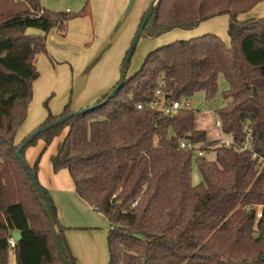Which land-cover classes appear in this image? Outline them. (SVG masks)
I'll use <instances>...</instances> for the list:
<instances>
[{"label": "trees", "instance_id": "trees-1", "mask_svg": "<svg viewBox=\"0 0 264 264\" xmlns=\"http://www.w3.org/2000/svg\"><path fill=\"white\" fill-rule=\"evenodd\" d=\"M262 2L158 0L142 37L193 30L228 15L230 46L205 34L157 48L108 103L98 106L107 94L92 111L27 146L42 140L46 149L67 130L50 158L52 171L66 169L76 195L108 220V264H264V161L252 157L264 160V18L260 23L238 19ZM89 15V0L74 16L47 11L38 0H0V264H8V239L15 231L21 235L13 249L16 264H63L44 203L16 157L21 144L14 139L27 117L39 76L36 57L46 54V35L56 29L64 36L70 20ZM28 29L44 36L29 35ZM219 75L228 89L224 106L214 114L223 136L248 145L242 153L206 141L190 111L170 119L148 107L157 89L179 102L199 92L210 101ZM138 104L144 109L137 110ZM71 113H49L39 127ZM182 141L201 146L181 149ZM42 153L29 167L36 180ZM193 162L201 175L196 186ZM42 190L64 259L77 264L51 198Z\"/></svg>", "mask_w": 264, "mask_h": 264}, {"label": "rangeland", "instance_id": "rangeland-1", "mask_svg": "<svg viewBox=\"0 0 264 264\" xmlns=\"http://www.w3.org/2000/svg\"><path fill=\"white\" fill-rule=\"evenodd\" d=\"M152 1L118 0L117 2L111 0L110 6L103 12L104 9L99 4L100 0H89V21L85 22L78 18L70 20L64 36H61L56 29L51 30L50 36L54 35L55 39L48 40L46 38V54H40L36 57L35 66L39 76L32 84V97L28 105L24 127H28L40 117L46 119L49 113L53 116H59L65 109L69 111L77 109L72 111L77 112L81 109L94 107L97 101H91L93 99L91 95L94 89L100 85V82L110 75V70L115 68L116 62H118L117 81L119 80L123 59L133 40L131 36L134 33V27L136 31L137 24L141 20L139 19L140 16L145 15ZM120 2L122 8L124 7L123 10L117 9ZM39 3L47 11L68 13L74 16L84 7L85 0H39ZM252 18L256 19L254 20L256 23L262 21L259 19L264 18V3L257 6L255 10L238 16L241 21ZM229 20L228 15H223L204 21L193 30L175 29L155 38L141 37L130 58L125 72L126 78L140 69L144 58L150 52L178 40H189L205 34H212L219 37L229 47L230 39L227 34ZM84 28H87L86 35H84ZM26 33L39 36L40 32L35 29H28ZM189 35L192 37L188 38ZM125 45L128 47L125 48L121 56V49ZM98 58H100L98 63L90 71H87L88 65L91 62L95 63L94 60ZM227 89L228 84L224 76L219 75L217 93L212 100L206 101L203 92H199L188 99L196 129H199L198 127L207 129L211 136L219 139L221 136L214 112L224 106L222 94ZM205 134L206 141H208L210 138L207 137L206 132ZM199 145L201 146V144ZM204 154L208 159H213L212 154ZM191 182L195 186L201 182V175L195 162L192 163ZM101 221L102 224L97 227H100L98 233H102V236L101 234L98 235L102 241H98V249L93 260L96 264H108L106 234L110 229V224L105 218H101ZM98 240H100L99 237ZM9 264H15L11 257Z\"/></svg>", "mask_w": 264, "mask_h": 264}, {"label": "crops", "instance_id": "crops-1", "mask_svg": "<svg viewBox=\"0 0 264 264\" xmlns=\"http://www.w3.org/2000/svg\"><path fill=\"white\" fill-rule=\"evenodd\" d=\"M115 1L118 2V0H115ZM110 3H111V0H100L99 4L101 5L102 9H104L103 12H105L106 9L110 6ZM263 3L264 2L258 4L257 6H260ZM119 8L121 10H123L124 8V7L122 8L121 2L118 3L117 9ZM89 17L90 15L80 17L78 19L86 22V21H89ZM141 17L142 16H140L139 19H141ZM137 25H139V23ZM84 30H85L84 35H86L87 28H84ZM133 31L134 33L132 32L133 34L131 36L132 39L137 31V30L135 31V27ZM43 35H44L43 33L41 32L39 33V36H43ZM187 37L190 38L192 36L189 35ZM187 37H184V39H187ZM46 38L48 40L55 39L54 35L50 36V33L46 35ZM127 47L128 46L125 45L121 49V56L123 55V51H125V48ZM99 59L100 58L94 60L95 63L91 62L88 65L87 71H90L98 63ZM117 63L118 62H116L115 68L110 70V75L107 78H105L102 82H100V85L96 89H94V92L91 95V98H93L91 101H98L99 99L109 94L114 89V87L116 86L118 82L117 81L118 79ZM161 105H162V100H159V106ZM76 110L77 109L72 110V111H76ZM181 114L182 113L179 112L174 117H177ZM207 114L209 113L207 112ZM44 121H45V118L40 117L39 119H36L28 127H24L25 123H23L15 134V139H14L15 144L16 145L21 144V142L26 137H28V135H30L34 131V129H37L40 125H42ZM194 127L196 129V126ZM198 128L199 129H196V130H202L207 133V137L210 138L208 141H218L219 140L218 137L211 136L210 133L207 131V129H203L201 127H198ZM219 132H220V129H219ZM66 133H67V130H65L59 137L55 138L52 141V143L46 147V149H45L44 141L42 140L37 141V143L34 146H31L25 149L23 156H24V160L27 166L32 168L37 158L43 151L42 156L39 160V164H38L37 182L42 188H44L47 191V193L49 194L51 198V201L56 210L59 224L63 228H65V233H64L65 239L67 241L71 254L76 260V263L77 264H96V262H94L93 260V256L97 252L98 241L99 242L102 241L101 237L98 235V234H101L102 236V233H98V229L100 227H97V226L102 224L101 218L103 219L105 217L95 212L91 207H89L85 202H83L76 195L73 181L66 169H62L57 173H53L52 167L50 164L51 156H54L57 153L58 148L60 144L62 143ZM221 135L222 134L220 132V136ZM98 237L100 238V240H98ZM10 257L16 264V257H15L13 249L11 248L9 249L8 264L10 263Z\"/></svg>", "mask_w": 264, "mask_h": 264}, {"label": "water", "instance_id": "water-1", "mask_svg": "<svg viewBox=\"0 0 264 264\" xmlns=\"http://www.w3.org/2000/svg\"><path fill=\"white\" fill-rule=\"evenodd\" d=\"M158 0H153L150 4V6L148 7L147 11L145 12V15L138 27V30L133 38V41L131 43V46L129 48V50L127 51L126 53V57H125V60H124V63L121 67V72H120V77H119V80L116 84V86L114 87V89L107 95V97L105 98V100L99 104L98 106H103L104 104L108 103L110 99L113 98V96L120 90V88L122 87L123 85V82H124V79L126 78V70H127V67H128V64H129V61H130V58L136 48V45L139 41V39L142 37L143 35V30L152 14V11H153V8L156 4ZM97 106L95 107H91V108H87V109H81L77 112H73L69 115H66L50 124H47V125H43L39 128H37L33 133H31L22 143L21 145L18 147L17 149V152H16V157L22 167V169L24 170V172L26 173L30 183L32 184V186L34 187L35 191L37 192V194L39 195L40 199L43 201L44 203V210L46 212V214L48 215V219H49V223H50V226L52 228V232L54 234V237H55V241H56V245H57V249H58V254H59V257L60 259L62 260L63 264H67L65 259H64V255H63V251H62V247H61V243L58 239V236H57V233H56V229H55V219H54V215H53V212L52 210L50 209V206L47 202V199H46V195L45 193L43 192L41 186L39 185V183L37 182V180L35 179V177L32 175L31 171L29 170V167L27 166L26 162L22 159L21 157V153L23 152V150L25 148H27V146L34 140L36 139L40 134L50 130V129H53L61 124H63L64 122H66L67 120H69L70 118H73L77 115H80V114H84V113H88L90 111H92L93 109H95ZM11 236L13 237V239L15 240V242H18L20 240V233L15 231L11 234ZM260 261H264V256L260 257Z\"/></svg>", "mask_w": 264, "mask_h": 264}, {"label": "built area", "instance_id": "built-area-1", "mask_svg": "<svg viewBox=\"0 0 264 264\" xmlns=\"http://www.w3.org/2000/svg\"><path fill=\"white\" fill-rule=\"evenodd\" d=\"M159 100H162L161 106H159ZM148 107L153 111H159L161 113V116L164 118H172L177 113H179L181 111H191V104H190L189 100H182L180 102L175 101L170 96L164 95L159 89H157L154 92V100L151 103H149ZM136 109L137 110H143L144 106L142 104H138V105H136ZM216 123L219 126L218 121ZM219 129H220V127H219ZM220 132H221V130H220ZM246 133H247V135H249L250 131L248 129H246ZM218 143H219L218 146H223L225 148H231L237 153H242V152L246 151L248 148V145H246V144L240 146V145L233 143L230 139L223 136V134L221 135V138L218 140ZM199 147H200L199 144L194 145V144L186 143L184 141H182L180 143L181 149H198ZM252 157L257 158L258 162L264 161L261 157H259L255 153L252 155ZM256 216L258 218L261 217V214L259 211H257ZM15 243H16L15 240L11 236L8 239L9 247L11 249H14Z\"/></svg>", "mask_w": 264, "mask_h": 264}]
</instances>
